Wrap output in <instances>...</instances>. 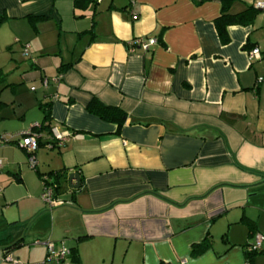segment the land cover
I'll return each mask as SVG.
<instances>
[{"label":"crops","instance_id":"obj_1","mask_svg":"<svg viewBox=\"0 0 264 264\" xmlns=\"http://www.w3.org/2000/svg\"><path fill=\"white\" fill-rule=\"evenodd\" d=\"M200 1L0 0V136L39 128L46 104L70 134L49 149L42 133L35 170L18 139L0 146V264H42L48 241L77 250L63 264H264V243L249 252L264 235V11L225 44V0ZM17 46L29 59L9 67ZM44 177L62 205L42 200Z\"/></svg>","mask_w":264,"mask_h":264},{"label":"built area","instance_id":"obj_2","mask_svg":"<svg viewBox=\"0 0 264 264\" xmlns=\"http://www.w3.org/2000/svg\"><path fill=\"white\" fill-rule=\"evenodd\" d=\"M253 7L259 11H264V1H257L253 4ZM133 20H138V15H136L133 12ZM157 44V40L154 38H147V39H137L134 42L135 46H139L140 49H143L144 51H148L151 47L155 46ZM28 53V51H26ZM249 57L251 62L253 61H259L262 59V54L259 49H253L249 52ZM51 136L53 139V142L51 144H48V148L52 149L54 147H61L64 146L70 138V134L68 132H62L59 128L54 127L51 130ZM18 139L17 146L24 149L28 156H29V167L33 170H35L38 166V162L36 159V153L39 150V140L41 139V135L33 133L32 130H29L27 132L20 133L18 136H7L3 135L0 136V146L6 145L9 143H12ZM3 169V163L0 160V171ZM43 185L44 190L42 194V200L50 205L51 207L62 205L63 203L58 202L56 199H54V189L53 186L49 184V180L47 177L43 178ZM264 243V235L262 234H256L255 235V241L252 245L249 247V252L251 254L258 253L262 250V246ZM37 244H40L37 242ZM44 245L47 248V255L42 264H63L65 261H67L71 255V249H69L65 242H60L58 244H55L53 242H46ZM4 260L7 262H10L11 264H21L18 260L14 259L13 256L10 253H5Z\"/></svg>","mask_w":264,"mask_h":264},{"label":"trees","instance_id":"obj_3","mask_svg":"<svg viewBox=\"0 0 264 264\" xmlns=\"http://www.w3.org/2000/svg\"><path fill=\"white\" fill-rule=\"evenodd\" d=\"M204 1H206V0H201L200 2H204ZM233 1H235V0H225L222 2V14L215 22L219 37L221 39V42L225 43V44L229 43V41H230L229 36H228V31H227L230 26H235V25L249 26V25H252L254 23L256 17L259 15V12H260L259 10L255 9L252 6V7H248L242 13L232 15V14H230V7H231V3ZM90 2H91V0H75V7L86 8ZM5 21H6V17L0 16V28L5 23ZM85 34H87V33H85ZM70 67L71 66L62 65L61 68L59 69V74L62 75ZM36 68H37L36 66L32 65L31 70L36 69ZM3 85H5V88L11 86V85L7 84V76H5L2 71H0V86H3ZM41 109H42L43 114H44L43 123L41 124V126L39 128L35 127L32 129L33 133L41 135V139L39 140V146L40 147L43 145L42 133L48 132V134H51V130H52L51 111H50L49 104L41 106ZM87 109L90 113L95 114L104 120L119 121L120 117H123L125 115L120 110L112 109L110 107H105L102 104L98 103L97 101H93L88 106ZM57 176H59V175H57ZM205 248H206V246L203 247L202 249H205ZM69 258H71L73 260V262H75V263H80V258L77 255L76 249L71 250V255Z\"/></svg>","mask_w":264,"mask_h":264},{"label":"rangeland","instance_id":"obj_4","mask_svg":"<svg viewBox=\"0 0 264 264\" xmlns=\"http://www.w3.org/2000/svg\"><path fill=\"white\" fill-rule=\"evenodd\" d=\"M15 50H16L15 51V55H11V59H10V62H9V64H10L9 67H12V65L16 63V62H13L12 61L13 58H14L13 60H17L20 63H23L24 61H27L29 59L28 57H25V56L22 55V53L20 52L21 51V47L20 46H17L15 48ZM11 63H13V64H11ZM17 64H15V65H17ZM22 66H24V65H22ZM4 75L7 76L6 72H5ZM13 75L14 74H11V76H10L11 77L10 78L11 81L14 80V78H17L18 77L17 73L14 75V77H13ZM9 97H12L11 94L9 95ZM10 123L11 124H16V123H19V122H10Z\"/></svg>","mask_w":264,"mask_h":264},{"label":"water","instance_id":"obj_5","mask_svg":"<svg viewBox=\"0 0 264 264\" xmlns=\"http://www.w3.org/2000/svg\"><path fill=\"white\" fill-rule=\"evenodd\" d=\"M68 181L70 184V188L73 190H78L80 188V176L77 173H73L69 175Z\"/></svg>","mask_w":264,"mask_h":264}]
</instances>
